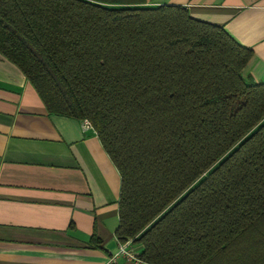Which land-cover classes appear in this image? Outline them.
Segmentation results:
<instances>
[{"label": "trees", "instance_id": "16d2710c", "mask_svg": "<svg viewBox=\"0 0 264 264\" xmlns=\"http://www.w3.org/2000/svg\"><path fill=\"white\" fill-rule=\"evenodd\" d=\"M0 54L120 175L147 264H264V82L222 26L145 0H0Z\"/></svg>", "mask_w": 264, "mask_h": 264}, {"label": "crops", "instance_id": "0c3cea01", "mask_svg": "<svg viewBox=\"0 0 264 264\" xmlns=\"http://www.w3.org/2000/svg\"><path fill=\"white\" fill-rule=\"evenodd\" d=\"M145 1L222 26L253 52L243 74L264 82V0ZM119 192L95 130L49 113L0 54V264H106L119 242Z\"/></svg>", "mask_w": 264, "mask_h": 264}, {"label": "built area", "instance_id": "2783aa9c", "mask_svg": "<svg viewBox=\"0 0 264 264\" xmlns=\"http://www.w3.org/2000/svg\"><path fill=\"white\" fill-rule=\"evenodd\" d=\"M82 122L85 127H92L88 120H83ZM120 258L132 261L134 264H147L139 257L138 250L131 239L124 242L119 241L117 249L108 257L106 264L116 263Z\"/></svg>", "mask_w": 264, "mask_h": 264}]
</instances>
